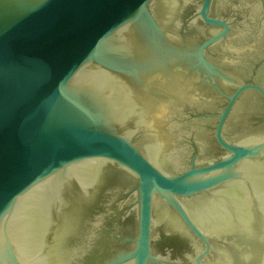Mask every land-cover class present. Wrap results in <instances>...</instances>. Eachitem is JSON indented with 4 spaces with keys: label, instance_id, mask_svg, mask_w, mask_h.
<instances>
[{
    "label": "water",
    "instance_id": "water-1",
    "mask_svg": "<svg viewBox=\"0 0 264 264\" xmlns=\"http://www.w3.org/2000/svg\"><path fill=\"white\" fill-rule=\"evenodd\" d=\"M0 264H264V0H0Z\"/></svg>",
    "mask_w": 264,
    "mask_h": 264
}]
</instances>
